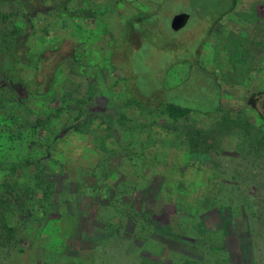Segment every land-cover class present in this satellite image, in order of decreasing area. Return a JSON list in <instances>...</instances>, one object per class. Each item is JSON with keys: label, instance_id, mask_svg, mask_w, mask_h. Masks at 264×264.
Returning a JSON list of instances; mask_svg holds the SVG:
<instances>
[{"label": "rangeland", "instance_id": "374dc122", "mask_svg": "<svg viewBox=\"0 0 264 264\" xmlns=\"http://www.w3.org/2000/svg\"><path fill=\"white\" fill-rule=\"evenodd\" d=\"M237 1L208 29L196 25L186 0L39 1L27 46L46 57L54 86L18 106V121L0 111V191L35 169L49 171L54 191H36L23 200L29 207L12 209L24 222L11 245L0 246V264H264V146L255 148L245 129L224 127L225 118L245 117L264 131V0ZM5 12H14L6 22H22L20 6L2 5L0 37ZM138 12L155 14L157 58L133 41L111 72L103 37H122ZM181 12L192 17L172 32L170 19ZM160 50L173 58L167 65ZM125 60L134 85L149 94L162 92L147 85L161 68V87L185 88L194 114L173 123L127 104L131 84L118 72ZM210 99H220L221 111L203 117ZM194 131L212 138L208 153L205 139L188 149L186 132Z\"/></svg>", "mask_w": 264, "mask_h": 264}, {"label": "trees", "instance_id": "16d2710c", "mask_svg": "<svg viewBox=\"0 0 264 264\" xmlns=\"http://www.w3.org/2000/svg\"><path fill=\"white\" fill-rule=\"evenodd\" d=\"M123 1L134 2L136 0ZM15 2L20 3L22 10L20 17L22 22L20 25L12 22L15 18L10 19V22H6L7 18H13L14 12H5L6 14L1 16L7 23V27L4 29L3 34L0 37V111H6V118L9 120L13 119L15 121L17 119L18 121L21 118L20 114L18 116L17 114H13L15 113V109L29 99L45 98L50 95L54 86V76L48 77L44 73L43 66L46 63V57L43 54L37 56L30 54L27 46V42L33 32V19L40 13V10L38 9H41L42 5H40L39 2L37 5L35 0H0V6L2 4H10L14 8ZM188 2H191V5ZM226 2L228 4L224 7V10L215 6V3H211L210 5L204 4L203 6V3L201 2V7H195L192 6L193 0H186V6L193 8L192 14L194 17H197L198 21L204 17H209L214 25L233 9L235 1L224 0V3ZM212 4L214 5V8H211ZM58 8L65 10V5L58 6ZM154 16L155 14L152 15L150 12H138L125 21L122 37L117 38L112 33L104 35L103 40L106 45L109 46L110 50L107 58L109 70L110 67H112L110 70L111 72H114L120 63L116 61L123 58V55L121 54L124 53L126 49L132 48H125L124 44L132 46L133 41L135 44H138L137 48H139L143 42L153 47L155 49L153 59L157 58L158 53L156 48L158 47V43L153 37L154 30L151 29V26L153 25L151 23L153 22L152 17ZM133 38L135 39L132 40ZM122 39L124 41H122ZM179 48L180 46L175 53L179 51ZM160 51L165 55V65L173 60L169 52ZM125 61V67L122 65L121 69H118V72L122 74L121 79L124 85L126 82H130L131 84L130 89L126 91L127 104L132 105L141 113L147 112L150 115L165 118V120L173 123H180L186 120L191 114H194L193 112L195 110L188 104V102H193V99L191 97L181 95L182 90H185V88L180 90V88L175 87L174 89H168L166 92V88L161 87V68L156 71L155 80L152 79L147 85H150L149 88L152 89H162V92L156 91L149 94L145 93V88H139L137 83L134 85L135 75L130 70V66L128 68V60ZM156 98H159L160 100L157 108H151V103L155 101ZM210 101L213 105L212 113H205L203 117H208L221 111L220 99H210ZM124 119L125 117L122 116L120 123H123ZM39 124H41V121L38 125ZM233 124L237 126L239 130L245 129L248 135H256V138H254L257 143L255 148L264 146V131L257 132L256 128H254L252 124L245 119V117H240L237 120H230L229 118L224 119V127L227 130L234 129L232 127ZM244 125L245 127H243ZM225 134L226 132L224 135ZM205 136L206 135L201 131H194L190 133L186 132V140L188 142L187 147L190 152L193 151L194 145L195 148L199 150L201 148V142L204 139L206 140V145L208 147H206L202 152L208 153L209 149L213 148L212 138L209 139ZM243 141L244 140H242V142ZM214 151H217L216 148ZM18 166H20V164L11 167L10 173H16ZM22 167L25 166L22 165L21 168ZM46 173H49V171L46 170L41 172L35 169L32 179L31 175L25 176L24 174H21L20 177L24 178V182H20L12 176V180L7 184H4L3 190L0 191V246H10L16 235L15 225L19 224L20 221L21 223L24 222L21 216L18 218L15 217L16 213L13 214L11 212L12 209H24L25 207H29L31 203L23 200L25 198H31L36 191H40L42 193V198H45L48 193H53L54 183L45 179ZM10 217L15 218V222H13ZM167 230L169 229H166V231ZM189 262L190 261H186L185 264H188Z\"/></svg>", "mask_w": 264, "mask_h": 264}, {"label": "crops", "instance_id": "0c3cea01", "mask_svg": "<svg viewBox=\"0 0 264 264\" xmlns=\"http://www.w3.org/2000/svg\"><path fill=\"white\" fill-rule=\"evenodd\" d=\"M235 2V4H234V7H233V9L229 12V13H231L232 11H235L236 10V8L238 9V7H239V1H237V0H234ZM125 2V1H124ZM137 2V0L136 1H134V2H128V3H136ZM219 2V0H216V2L214 1V3H215V6H217L219 9H221V10H224V7L228 4L227 2L226 3H224V0H220V2ZM225 4V5H224ZM2 5H5L6 7L9 5V4H2ZM1 5V6H2ZM0 6V7H1ZM68 9V7H65V10H67ZM229 13L228 14H226L225 16H223L222 17V19L220 20V21H218V22H221L226 16H228L229 15ZM137 14V13H136ZM132 17V16H131ZM171 20V19H170ZM156 21H161L160 19L159 20H157L156 19ZM217 22V23H218ZM213 22H212V20H211V18H209V17H204L203 19H200V21H197V23H196V25L197 26H201L202 25V27H204V29H208V28H210L213 24H212ZM216 23V24H217ZM203 29H201L199 32L200 33H202L203 31H202ZM89 263H91V264H93V261L91 260ZM95 264V263H94Z\"/></svg>", "mask_w": 264, "mask_h": 264}, {"label": "water", "instance_id": "95a60500", "mask_svg": "<svg viewBox=\"0 0 264 264\" xmlns=\"http://www.w3.org/2000/svg\"><path fill=\"white\" fill-rule=\"evenodd\" d=\"M191 15L186 12H181L176 15H174L169 23V28L172 32H179L183 28H185L190 20ZM262 110L264 113V103L262 105Z\"/></svg>", "mask_w": 264, "mask_h": 264}, {"label": "flooded vegetation", "instance_id": "af4514ba", "mask_svg": "<svg viewBox=\"0 0 264 264\" xmlns=\"http://www.w3.org/2000/svg\"><path fill=\"white\" fill-rule=\"evenodd\" d=\"M39 1H40V0H39ZM39 1H38V0H35L36 4H37ZM219 2H220V0H219ZM219 2H218V3H219ZM37 5H38V4H37ZM40 5H42V4H40ZM15 6H18V7H19V6H20V3L15 2V3H14V8H15ZM42 8H43V6L41 7V9H38V10L41 11ZM14 11H15V10H14ZM190 15H191V14H190ZM13 16H14V15H13ZM191 17H192V16H191ZM191 17H190V18H191ZM218 23H219V22H218ZM218 23H217V24H218ZM191 35H193V34H191ZM263 103H264V102H263Z\"/></svg>", "mask_w": 264, "mask_h": 264}]
</instances>
